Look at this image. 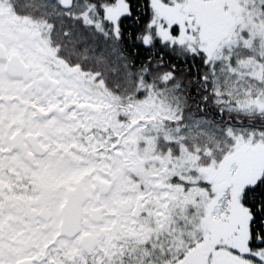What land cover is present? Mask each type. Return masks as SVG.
I'll return each instance as SVG.
<instances>
[{"label": "snow or ice", "instance_id": "obj_1", "mask_svg": "<svg viewBox=\"0 0 264 264\" xmlns=\"http://www.w3.org/2000/svg\"><path fill=\"white\" fill-rule=\"evenodd\" d=\"M0 264H264V0H0Z\"/></svg>", "mask_w": 264, "mask_h": 264}]
</instances>
